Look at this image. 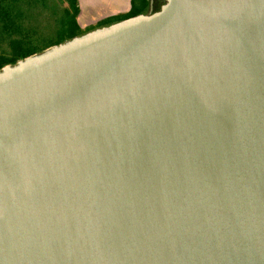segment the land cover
I'll list each match as a JSON object with an SVG mask.
<instances>
[{
  "label": "water",
  "instance_id": "obj_1",
  "mask_svg": "<svg viewBox=\"0 0 264 264\" xmlns=\"http://www.w3.org/2000/svg\"><path fill=\"white\" fill-rule=\"evenodd\" d=\"M0 68V264H264V0H163Z\"/></svg>",
  "mask_w": 264,
  "mask_h": 264
},
{
  "label": "rangeland",
  "instance_id": "obj_2",
  "mask_svg": "<svg viewBox=\"0 0 264 264\" xmlns=\"http://www.w3.org/2000/svg\"><path fill=\"white\" fill-rule=\"evenodd\" d=\"M148 3L149 0H132L145 14L149 12ZM162 4L160 1L152 11L159 10ZM67 14H72L68 0H0V58L11 56L12 40L26 41L34 54L54 46ZM112 20L83 24L77 14V36L107 26Z\"/></svg>",
  "mask_w": 264,
  "mask_h": 264
},
{
  "label": "crops",
  "instance_id": "obj_3",
  "mask_svg": "<svg viewBox=\"0 0 264 264\" xmlns=\"http://www.w3.org/2000/svg\"><path fill=\"white\" fill-rule=\"evenodd\" d=\"M78 1V18L81 23H98L101 21L112 20L114 22L128 18L131 11L132 0H77ZM137 14H141V10L136 8ZM136 14V15H137ZM130 17V16H129ZM106 26V25H105Z\"/></svg>",
  "mask_w": 264,
  "mask_h": 264
},
{
  "label": "trees",
  "instance_id": "obj_4",
  "mask_svg": "<svg viewBox=\"0 0 264 264\" xmlns=\"http://www.w3.org/2000/svg\"><path fill=\"white\" fill-rule=\"evenodd\" d=\"M70 8L72 9V14H67L65 18V23L62 25V30H60V35L55 41L54 45H58L64 41L70 40L73 37L77 36L76 30L78 29V24L76 22V16L79 12L78 1L77 0H68ZM136 7L132 4L131 11L129 16H134L137 13ZM128 16V17H129ZM12 53L9 57L0 58V68L8 64H15L17 61L24 59L30 55H33L35 52H31L30 49L26 46V41L22 39L12 40L11 41Z\"/></svg>",
  "mask_w": 264,
  "mask_h": 264
},
{
  "label": "flooded vegetation",
  "instance_id": "obj_5",
  "mask_svg": "<svg viewBox=\"0 0 264 264\" xmlns=\"http://www.w3.org/2000/svg\"><path fill=\"white\" fill-rule=\"evenodd\" d=\"M160 1H162L163 3H164V1L163 0H152V10H153V8L154 7H156V5H158V3L160 2ZM148 6H149V3H148Z\"/></svg>",
  "mask_w": 264,
  "mask_h": 264
}]
</instances>
